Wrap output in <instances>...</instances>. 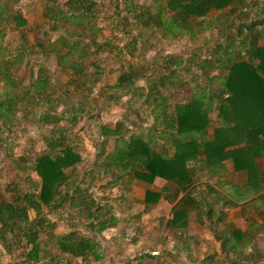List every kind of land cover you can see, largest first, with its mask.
<instances>
[{
    "label": "rangeland",
    "instance_id": "1",
    "mask_svg": "<svg viewBox=\"0 0 264 264\" xmlns=\"http://www.w3.org/2000/svg\"><path fill=\"white\" fill-rule=\"evenodd\" d=\"M66 1L0 0L2 7L6 3L26 18L20 29L26 40L28 60L27 64L21 62L19 65V77L24 80V85L30 82L31 75L46 70L57 86L53 94L59 99L55 111L60 112L66 107L72 115L75 110H80L77 122L71 123L68 120L70 113L67 112L56 127L40 122L39 114L47 110L43 106L26 107L25 112H29L27 118H22L21 112H18L15 123L2 124L0 121V200L16 198L15 203L24 205L29 219L35 220L36 212L30 207L28 198L34 199L39 189V177L34 170L37 155L46 150L50 141L60 138L81 157L73 168L65 169L71 192L63 205L51 210L44 208L35 220L38 230L36 241L39 244L37 260L29 261L27 257L33 244L27 241L26 235L0 226V264H264V229L256 226V223L264 222V200L259 201L263 202L262 205L246 209V214L235 206L221 215L224 221L236 223L241 231L251 230L248 231L250 242L241 244L239 240L243 237L230 235L228 247L222 250L213 237L210 223L198 221L192 211L184 227L166 225L174 204L170 198L175 189L173 183L160 178H155L151 184L131 180L127 172L118 173L114 169L113 172L119 174L115 178L113 174L106 173L101 165L108 153L117 149L120 138L127 140L132 135H150L156 146L161 144L156 136L157 130H151L155 117L153 100L143 101L154 82L153 91L158 92L157 97L168 98L171 107L166 110L173 114L175 102H186L194 94L205 91L202 86L207 83L204 74L191 62L203 59L215 62L220 59L218 62L224 63L233 51L243 52L242 42L246 43L255 36H260L257 43L263 44L264 0H247L253 4L243 10L248 17H241V21H234V15L229 16L227 9H211L203 18L193 17V21L184 26L186 31L176 36H173L175 30L171 32L164 25L155 26L147 13L143 17L136 14L154 10V13H162L164 20L175 19L166 10V0H79L90 16L89 21H82L81 14L84 12L81 11L79 23L71 18L69 27L60 23L57 30H51L49 25L54 23L48 21L45 13L63 17V13H56L53 9L67 12V7H64ZM88 24L92 27L89 28ZM7 26L1 46L6 48V53L15 54L21 35L13 24ZM231 31L239 32L230 37ZM257 31H260L258 36ZM69 32L73 34L69 35L70 38L83 32L79 38L80 46L90 45V52L101 48L94 57L99 61L100 78L97 82L91 83L90 78L75 75L71 69L59 66L54 55H47V44L55 42L59 34L68 35ZM89 32L97 37L93 38ZM37 41H42L38 47L33 45ZM217 44L221 48H217ZM41 48L44 55L39 52ZM82 65L87 73L92 70L90 62H83ZM126 69L133 72L132 89L112 88L118 84V76ZM173 70H177L175 75L171 72ZM211 71L221 73L218 68ZM165 75L183 80V88L178 89L175 83L167 85L169 79ZM158 79L165 81V85H157ZM138 86L143 88L139 90ZM59 90L64 92L63 95ZM208 114L214 121L215 111L211 109ZM119 122L123 123L119 129L120 136L101 135L103 127L114 131ZM174 150L171 147L167 154L172 155ZM74 182L79 187L77 191L72 189ZM201 182L208 183L210 180L201 179ZM7 183L11 184L10 188ZM164 184H168L171 191L168 197H162L149 208H144L145 189L159 191ZM236 186L241 189L238 192H242V188ZM236 186L228 184L229 193H226L235 194ZM83 189L85 192L80 195ZM24 192H31L30 196L26 198ZM223 220L220 218V221ZM69 232L87 237L93 244V250L85 258L60 250L57 240ZM155 251L158 254L152 255ZM147 255L152 256L151 259Z\"/></svg>",
    "mask_w": 264,
    "mask_h": 264
},
{
    "label": "trees",
    "instance_id": "2",
    "mask_svg": "<svg viewBox=\"0 0 264 264\" xmlns=\"http://www.w3.org/2000/svg\"><path fill=\"white\" fill-rule=\"evenodd\" d=\"M252 4L247 0H166V10L171 13L170 17H175V19L164 20L162 13H154V10L136 14L143 17L147 13L155 26L164 25V28L171 32L175 30L173 36H176L186 31L184 26L193 21V17L203 18L211 9H227L229 16L234 15V21H241V17H248V13L243 10ZM9 7L6 3L5 7L0 5V121L2 124L15 123L19 117L18 112H21L22 118H27L26 114L29 112H25L26 107L43 106V109L47 110L39 114L40 122L51 124L54 127L59 126L61 118L69 111L66 107L60 112L55 111L56 101L59 100L56 98L57 96H54L57 86L52 82L47 71L31 75V80L26 85H24V80L19 77V65L21 62L26 64L28 62L26 60V40L23 37V31L20 30L25 24L26 18L20 12ZM64 7H67V12L57 10V8L53 9L56 13H63V17L57 18L55 14L45 13L48 21L51 20L54 23L49 25L51 30H57L61 26L60 23H66L69 27L71 18L79 23L78 15L82 13L81 11L84 12L81 14L82 21H89L90 16L87 15L79 0H67ZM66 14L68 16H65ZM7 24H13L14 29H17L21 35L15 54L6 53V48L1 46V38L5 36ZM83 25L81 26L84 28ZM90 27L92 26L89 25ZM238 32L231 31L229 36L238 34ZM82 33L79 32L75 38H70L69 35H73L70 32L68 35L67 33L59 34L55 42L47 44V55H54L59 66L69 68L75 75L90 78L89 82L95 83L99 80L100 74L97 63L99 61L94 57L101 48H98L97 52H90V45L80 46L79 38ZM88 34H91L93 38L97 37L92 32ZM259 34L260 31H257V36ZM40 35H42L41 39H44L43 34ZM258 37L246 40V43L242 42L244 47L242 44L241 47L244 51H233L229 58L226 57L224 63L218 62L220 59L215 62L209 59H203L196 63H194L195 61L191 62L204 74L207 83L202 86L205 91L194 94L186 102H175L173 114H169L166 110L171 107L168 98L157 97L156 93L158 92L153 91L156 86L154 82L148 88L143 101L147 103L149 98L153 100L155 117L151 130H157L156 136L161 144L156 146L150 135H132L127 140L120 138L117 149L108 153L101 163L103 170L113 174L115 178L119 174L116 175L113 172L114 169L118 173L127 172L131 180L151 184L155 178H161L169 184L173 183L175 189L173 196L170 194V198L174 204L171 208V217L167 219L166 225L173 228L184 227L189 212L192 211L197 215L198 221L210 223L214 231L213 237L222 250L228 247L227 242L230 240V235L243 237L239 240L241 244L250 242L248 231L251 230L241 231L236 223L231 220L224 221L221 215L225 214L229 207L234 206L233 201L244 200L245 197L256 195L264 185V42L263 44L257 43ZM38 41L33 45L38 47L42 43V41ZM217 48H221L219 44H217ZM43 51L42 48L39 50L41 55H44ZM83 62H90L92 66V70H89L88 73L82 65ZM188 68L190 69V67ZM214 68H218L223 74L212 73L211 70ZM171 72L176 74L177 70ZM132 73L127 69L123 71L118 76V84L112 88L130 87L132 89L133 81L131 82V79L134 78ZM165 77L169 79L167 85L175 83V87L178 89L183 88L185 84L176 76L165 75ZM173 78L175 80H171ZM157 82L159 86L165 85V81L162 79H158ZM138 87L139 90L143 88V86ZM59 92L61 91L59 90ZM61 93L63 95L64 92ZM211 109L216 114L214 121L208 114ZM79 111L75 110L72 115L69 112L68 120L71 123L77 122ZM122 126L123 123L119 122L114 131L103 127L101 135L114 134L118 137L120 136L119 129ZM171 147H174L175 150L172 155H168ZM80 160V154L67 142L62 143L60 138L50 141L46 150L37 155L34 170L39 177V189L36 191L34 199L28 198L30 207L36 212L35 220L42 214L44 208L51 210V208L63 205L71 192L68 184L69 175L65 169L73 168ZM226 160L230 162L235 172H246V194H240L239 188L235 187V194H229L230 198H227L220 187V189L216 188V184V187L209 182L202 185L197 184L201 177L208 178L210 182H213L215 175L226 170L224 163ZM6 186L10 188L11 184L7 183ZM72 186L73 190H79L75 182ZM62 187H66L64 192H61ZM168 190V184L159 191L145 189L143 193L144 208H149L150 204L157 203L162 197L167 198ZM84 192L85 189L81 190L80 195ZM30 193L24 192V196L27 198ZM180 193L182 196L179 198ZM15 199L0 200V226L11 232L19 230L26 235L27 241L33 244L27 257L29 261L37 260L39 244L36 241L38 230L35 220L29 219L26 207L18 206ZM259 199L263 200L264 197ZM256 201L259 200L257 198L250 199L251 204ZM86 209L89 210V208ZM242 213L248 212L243 211ZM220 218L224 222L220 221ZM256 226L264 229V222L256 223ZM57 243L62 252L71 253L82 259L93 250V244L87 237L77 236L74 232L66 233L57 240ZM147 256L149 259L152 257Z\"/></svg>",
    "mask_w": 264,
    "mask_h": 264
},
{
    "label": "crops",
    "instance_id": "3",
    "mask_svg": "<svg viewBox=\"0 0 264 264\" xmlns=\"http://www.w3.org/2000/svg\"><path fill=\"white\" fill-rule=\"evenodd\" d=\"M260 161V160H259ZM224 163L226 164V170L225 171H223V173H221V174H218V175H215L213 178H214V180H213V182H209V183H211V185H214V184H219V186H218V184H217V187H216V185H214V187H216V188H221V190H223L224 192L223 193H225L226 195V197L227 198H230L229 197V191L227 190L228 189V184H230L231 186H236V185H239L241 188H242V192H240L241 194L243 193V194H246L247 193V190L245 189V183H246V180H247V176H246V172L245 171H241V172H235L234 171V169H233V167L231 166V164H230V162L229 161H224ZM218 178V179H217ZM161 179V178H160ZM200 179H206V178H204V177H201ZM237 180H242V181H237ZM205 183V182H204ZM197 184H199V185H202L203 184V182H201V180L200 181H198L197 182ZM164 185H166V184H164ZM163 185V186H164ZM162 186V187H163ZM219 188V189H220ZM236 188H239V187H237L236 186ZM169 192H168V195L171 193V191H170V189L168 190ZM226 191L228 192V193H226ZM239 191H241V189L239 188ZM181 194V193H180ZM182 195H180V196H178L179 198L181 197ZM264 197V185H263V188H262V190L259 192V193H257L256 195H254V196H248V197H245V199L244 200H240V201H233L234 202V206H232V207H235V206H238L242 211H247L248 209H250L251 208V206H256L257 204H260V205H262V203L263 202H259V201H262V200H260L259 198L260 197ZM253 199V198H257L259 201H256L255 203H253V204H251L250 203V199ZM264 200V199H263ZM244 201H246V202H244ZM244 206V207H243ZM243 207V208H242ZM245 208V209H244ZM255 208H257V207H253L252 209H255ZM264 207L262 206V209H263ZM247 209V210H246ZM263 211H264V209H263Z\"/></svg>",
    "mask_w": 264,
    "mask_h": 264
},
{
    "label": "built area",
    "instance_id": "4",
    "mask_svg": "<svg viewBox=\"0 0 264 264\" xmlns=\"http://www.w3.org/2000/svg\"><path fill=\"white\" fill-rule=\"evenodd\" d=\"M151 254H152V255H157V254H158V252H157V251H155V252H152Z\"/></svg>",
    "mask_w": 264,
    "mask_h": 264
}]
</instances>
